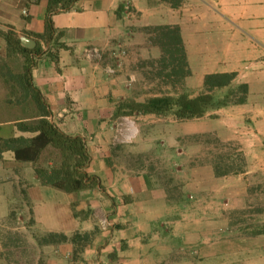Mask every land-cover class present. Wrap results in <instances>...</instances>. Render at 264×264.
<instances>
[{
	"label": "rangeland",
	"instance_id": "rangeland-1",
	"mask_svg": "<svg viewBox=\"0 0 264 264\" xmlns=\"http://www.w3.org/2000/svg\"><path fill=\"white\" fill-rule=\"evenodd\" d=\"M146 31L143 50H134V44L133 50L124 46L127 59L121 63L125 67L121 73L127 93L120 104L207 90L203 84L206 74H192L177 46L169 44L155 27ZM21 64L19 55L0 56L5 97L0 101L2 119L22 114L23 106L10 94L12 83H18ZM240 82L242 77L236 73L235 83ZM223 91L213 89L217 94ZM7 96L16 104L7 103ZM110 127L107 145L112 150L108 158L113 169L126 177L146 174L168 197L169 211L156 226L163 233L159 241L165 248L158 253L159 264L258 263L264 256V155L248 154V148L261 145L252 135L255 127L242 103L184 120L173 115L120 114ZM22 162L18 191L13 188L9 203L0 204V264H124V257L113 249L125 244L117 240V229L130 227V221L111 215L106 195L92 188V196L83 194V207L77 200L71 203L80 219L79 228L66 233L46 229L34 217L26 192L32 176L36 177L34 165ZM104 218L109 223L106 229L101 224ZM50 232L69 238L75 235L74 241L56 236L54 242H40Z\"/></svg>",
	"mask_w": 264,
	"mask_h": 264
},
{
	"label": "crops",
	"instance_id": "crops-1",
	"mask_svg": "<svg viewBox=\"0 0 264 264\" xmlns=\"http://www.w3.org/2000/svg\"><path fill=\"white\" fill-rule=\"evenodd\" d=\"M48 4L49 0H0V56L7 55L1 33L7 30L20 40L26 36L35 41L28 48L36 46L34 35L44 32ZM23 9L28 15L22 14ZM52 22L53 38H38L43 52L34 57L32 82L50 107V119L63 132L86 139L90 171L106 189L101 191L111 215L130 221V227L117 229V240L125 244L113 250L124 257V264H159L158 253L165 248L159 241L163 233L156 226L169 211L168 197L146 174L126 177L113 169L108 158L110 125L120 117L115 113L127 93L121 73L125 67L121 64L109 75L102 63L86 59L82 50L88 44L105 49L121 44L130 50L134 44V50L142 49L148 27L177 25L192 74L204 77L210 72L235 71L248 84L242 106L261 145L248 148V154L264 155V0H76L69 9L53 14ZM14 122V117H0V137L19 134ZM23 168L24 162L15 160L11 150L0 148V204L9 203L13 188L18 191ZM32 179L26 192L36 220L46 229L64 233L79 228L71 203L77 200L83 207V194L92 196V191L67 193L43 185L34 175Z\"/></svg>",
	"mask_w": 264,
	"mask_h": 264
},
{
	"label": "trees",
	"instance_id": "trees-1",
	"mask_svg": "<svg viewBox=\"0 0 264 264\" xmlns=\"http://www.w3.org/2000/svg\"><path fill=\"white\" fill-rule=\"evenodd\" d=\"M76 0H49L43 33L35 34L36 46L28 48L21 44L19 35L12 30L1 32L7 43V56H21V72L17 75L18 83H12L10 94L19 105L22 114L14 116V125L19 134L7 138L0 137V148L12 151L17 161H29L34 165L36 177L43 185L71 193L92 188L105 191L98 175L90 172L91 155L86 139L79 134L63 132L51 119V110L33 84L31 70L35 56L43 52L39 39L49 41L53 38L54 27L52 15L60 10L72 7ZM160 32L168 43L177 46L182 54V62L188 63L185 47L177 25H158ZM236 72H212L204 77L203 84L207 90L191 95L181 92L177 95L163 94L146 98L143 101L130 99L123 101L117 108L115 116L120 114H154L173 115L176 119H193L203 117L209 110H217L229 104L244 103L249 87L245 82L235 83ZM9 82V81H8ZM19 84V86L17 85ZM17 86V87H16ZM21 88V89H20ZM21 90V96L17 92ZM213 89L224 90L217 94ZM17 97V98H16ZM8 96L7 103H15ZM77 216V215H76ZM60 240L74 241L66 234L50 232L41 237L40 242L49 243Z\"/></svg>",
	"mask_w": 264,
	"mask_h": 264
},
{
	"label": "built area",
	"instance_id": "built-area-1",
	"mask_svg": "<svg viewBox=\"0 0 264 264\" xmlns=\"http://www.w3.org/2000/svg\"><path fill=\"white\" fill-rule=\"evenodd\" d=\"M22 14L28 15L27 9H23ZM82 54L86 59L102 63L105 72L109 75H114L121 66L123 59L126 57L127 50L121 44H116V46L108 49L98 45L88 44L83 48ZM133 79V76H130V80ZM101 224L102 228L106 229L109 223L108 220L104 218L101 220Z\"/></svg>",
	"mask_w": 264,
	"mask_h": 264
},
{
	"label": "water",
	"instance_id": "water-1",
	"mask_svg": "<svg viewBox=\"0 0 264 264\" xmlns=\"http://www.w3.org/2000/svg\"><path fill=\"white\" fill-rule=\"evenodd\" d=\"M21 40H22V44L25 45L26 47H32L35 45V41H33L32 39L26 36L21 37Z\"/></svg>",
	"mask_w": 264,
	"mask_h": 264
}]
</instances>
